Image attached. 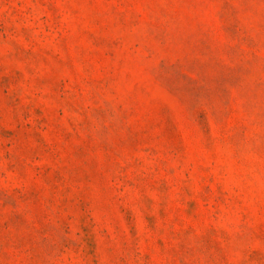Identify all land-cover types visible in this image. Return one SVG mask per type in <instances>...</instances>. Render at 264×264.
<instances>
[{"label": "rangeland", "instance_id": "obj_1", "mask_svg": "<svg viewBox=\"0 0 264 264\" xmlns=\"http://www.w3.org/2000/svg\"><path fill=\"white\" fill-rule=\"evenodd\" d=\"M0 264H264V0H0Z\"/></svg>", "mask_w": 264, "mask_h": 264}]
</instances>
